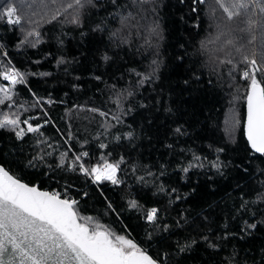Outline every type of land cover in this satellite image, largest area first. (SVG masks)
<instances>
[{
	"label": "trees",
	"instance_id": "16d2710c",
	"mask_svg": "<svg viewBox=\"0 0 264 264\" xmlns=\"http://www.w3.org/2000/svg\"><path fill=\"white\" fill-rule=\"evenodd\" d=\"M82 2L51 20L41 0H0V72L25 81L7 86L0 116L39 127L21 123L22 138L0 129V164L75 200L156 264H264V155L242 131L244 57L264 83V13L228 20L215 0ZM9 3L19 24L4 17ZM105 162L119 165L118 183L79 167Z\"/></svg>",
	"mask_w": 264,
	"mask_h": 264
},
{
	"label": "snow or ice",
	"instance_id": "6c2138e0",
	"mask_svg": "<svg viewBox=\"0 0 264 264\" xmlns=\"http://www.w3.org/2000/svg\"><path fill=\"white\" fill-rule=\"evenodd\" d=\"M41 2L46 13H51V20L57 19L62 10L66 11L74 5L83 6L82 0H74V4L67 5L61 0ZM199 2L204 3L205 0ZM215 2L227 14L228 20L240 16L242 11H249L252 6L258 7L259 11L264 13L261 0ZM16 12L17 8L11 3L4 7V17L9 24L21 22L15 15ZM247 22L250 27L256 23L252 20ZM33 35L39 37L40 34L33 31L27 33V36ZM244 63L249 65V68L242 72V79L249 81L246 97V137L254 152L264 155V83L259 81L255 74L259 70L256 60L244 57ZM0 76L12 86L25 82L24 76L12 67L0 72ZM0 92L4 94L3 98H0V104L5 100H12L10 88L0 86ZM21 123L28 125L27 132L39 131V127L32 126L27 120L21 121L19 116H0V129L8 128L14 131L17 138L25 135V129L20 128ZM233 123L238 124L239 120L233 118ZM76 160L79 161L80 157L77 156ZM79 167L85 174L94 175L96 181L108 180L114 184L118 183V164L105 162L102 166L92 167L90 172L83 164ZM76 203L75 200L62 199L58 192L29 186L0 167V264H156V261L131 239L115 235L105 226L93 223L91 217L80 216L74 207ZM130 204L133 208L137 207L135 201ZM157 211L158 209L152 208L148 211L146 219L153 221Z\"/></svg>",
	"mask_w": 264,
	"mask_h": 264
},
{
	"label": "water",
	"instance_id": "95a60500",
	"mask_svg": "<svg viewBox=\"0 0 264 264\" xmlns=\"http://www.w3.org/2000/svg\"><path fill=\"white\" fill-rule=\"evenodd\" d=\"M247 93H248V90L246 92V95H245V100H244V117H243V123H242V131H243V136L248 144V147L254 152V150L250 147V144L247 140V137H246V132H245V125H246V120H247ZM256 153V152H255ZM257 154H260V153H257ZM0 167H3L1 164H0ZM5 170H7L5 167H3ZM22 182V181H21ZM24 183V182H23ZM29 186H33V185H29ZM41 190V189H40ZM45 191V190H43ZM147 254V253H146ZM148 255V254H147ZM149 256V255H148Z\"/></svg>",
	"mask_w": 264,
	"mask_h": 264
},
{
	"label": "built area",
	"instance_id": "2783aa9c",
	"mask_svg": "<svg viewBox=\"0 0 264 264\" xmlns=\"http://www.w3.org/2000/svg\"><path fill=\"white\" fill-rule=\"evenodd\" d=\"M0 56H4V57H7V50L6 49H3L1 46H0ZM13 68V67H12ZM1 79H2V86L7 88L8 85H10V82L8 81H5L3 80V77L1 76ZM44 103L47 104V105H50L51 104V101L49 99H45L44 100ZM102 166V165H101Z\"/></svg>",
	"mask_w": 264,
	"mask_h": 264
},
{
	"label": "rangeland",
	"instance_id": "374dc122",
	"mask_svg": "<svg viewBox=\"0 0 264 264\" xmlns=\"http://www.w3.org/2000/svg\"><path fill=\"white\" fill-rule=\"evenodd\" d=\"M95 178V177H94Z\"/></svg>",
	"mask_w": 264,
	"mask_h": 264
}]
</instances>
